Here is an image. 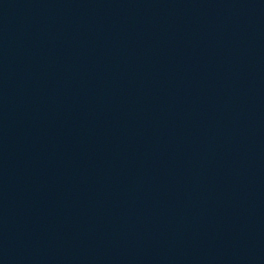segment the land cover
Returning a JSON list of instances; mask_svg holds the SVG:
<instances>
[{"label": "water", "instance_id": "water-1", "mask_svg": "<svg viewBox=\"0 0 264 264\" xmlns=\"http://www.w3.org/2000/svg\"><path fill=\"white\" fill-rule=\"evenodd\" d=\"M0 264H264V0H0Z\"/></svg>", "mask_w": 264, "mask_h": 264}]
</instances>
